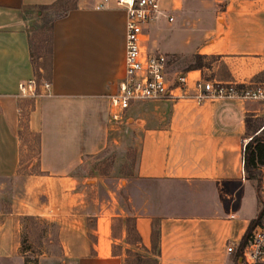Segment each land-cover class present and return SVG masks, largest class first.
<instances>
[{"label": "crops", "instance_id": "0c3cea01", "mask_svg": "<svg viewBox=\"0 0 264 264\" xmlns=\"http://www.w3.org/2000/svg\"><path fill=\"white\" fill-rule=\"evenodd\" d=\"M58 1L0 0V179L15 177L23 166L25 132L37 136L40 173H28L24 186L60 187L48 204L19 197L0 223V252L18 250L21 219L32 216L57 224L64 264H125L129 250L155 257L149 252L155 220L158 264H233L257 213V190L242 168V144L251 135L245 121L264 122L263 103L148 101L131 104L121 123L111 121L107 96L124 73L126 13L96 11L99 0H75L54 20L49 94L20 98L18 85L35 79L31 26L40 8ZM161 8L174 22L160 17L148 24L143 48L168 57L170 77L264 83V0H161ZM195 56L200 68L188 70ZM137 107L142 116L127 120ZM125 120L140 131L133 175L116 178L114 162L104 158L95 164L96 176L78 179L74 173L92 158L100 160L115 140V125ZM106 161L107 173L100 175ZM85 181L92 182L91 195L81 187ZM126 218L140 243L127 242ZM8 257L9 264H23L10 253L0 255V264Z\"/></svg>", "mask_w": 264, "mask_h": 264}, {"label": "built area", "instance_id": "2783aa9c", "mask_svg": "<svg viewBox=\"0 0 264 264\" xmlns=\"http://www.w3.org/2000/svg\"><path fill=\"white\" fill-rule=\"evenodd\" d=\"M118 8L126 13L124 73L116 92L108 95L110 119L121 123L124 113L133 103L177 102L189 100L196 105L206 100L259 101L264 105V83L238 85L212 82L189 77L187 73L170 77L168 57L162 53H148L143 48V35L148 24L164 17L169 23L174 17L161 8V0H99L94 10ZM50 84L35 79L18 85L20 98L48 96ZM40 90V93L38 92ZM242 144L241 151H243ZM243 175V171H241ZM255 221L240 249L244 264H264V179L258 190V209ZM232 246L226 247L230 253Z\"/></svg>", "mask_w": 264, "mask_h": 264}, {"label": "rangeland", "instance_id": "374dc122", "mask_svg": "<svg viewBox=\"0 0 264 264\" xmlns=\"http://www.w3.org/2000/svg\"><path fill=\"white\" fill-rule=\"evenodd\" d=\"M73 2H67L58 11L62 12L73 6ZM49 18H39L33 22L31 26V36L33 41L38 44L41 50L42 58L47 57V40H48V29L50 26ZM143 112L140 107H137L134 112L127 115V120L139 119ZM125 120L122 124L115 125L116 130L114 131V139L110 140L106 149L102 154L97 156L100 158L98 161L95 158L91 159V162L83 165L79 170H77L74 175L78 179H83L87 177L90 180L91 175L97 174V169H95V164L104 160V158H109L114 162L116 171L114 175L116 178H125L126 172L133 171L136 166L137 153L140 141V131L139 128L134 124L127 123ZM23 166L19 169L18 174L13 178H3L0 179V223L3 221L5 214L16 210L18 206L19 197H28L29 200L37 203L48 204L54 202L57 198V193L60 187L56 185L48 186L46 184L25 187L24 182L26 175L28 173L38 174L39 169L37 166V150H38V140L37 136L34 134H23ZM33 164L32 167H28ZM102 166V165H101ZM260 175V181L258 176ZM248 179L252 181L257 188V209H258V190L264 179L263 172L259 171L253 172L252 175H247ZM91 181H85L81 187H85L86 193L91 195L92 189H90L89 184ZM32 184V183H31ZM70 191V187H69ZM91 211V208H90ZM22 226L20 228V235L18 236V241L20 242L17 251H1V254H11V256H21L23 264H64L65 255L60 243L59 229L57 224L49 220H44L42 218L23 216L21 219ZM94 226L93 219L89 217L86 221V227L90 231ZM14 238V237H12ZM89 239L92 240L93 236L89 233ZM5 258V257H4ZM11 258L5 261L6 264L11 263ZM135 260H131L128 264H136ZM148 264V263H144ZM239 264H244L239 260Z\"/></svg>", "mask_w": 264, "mask_h": 264}, {"label": "trees", "instance_id": "16d2710c", "mask_svg": "<svg viewBox=\"0 0 264 264\" xmlns=\"http://www.w3.org/2000/svg\"><path fill=\"white\" fill-rule=\"evenodd\" d=\"M73 2V6L70 8L63 10L62 12L58 11L64 4L67 2ZM75 6V0H61L52 5L51 7H42L41 10V17L40 18H49L52 17L50 20V26L48 29V40H47V57L42 58V53L38 44L33 41V38L30 40V55H31V63L35 70V80L39 84L40 82H49V75H50V55H51V43H52V24L54 20L60 19L64 17L69 10L73 9ZM194 63L188 67V70H196L200 68V60L198 56H195ZM246 126L248 130L251 132L249 140L244 144L243 151H242V168L244 174L252 175L253 172L259 173L260 168H264V128L260 130V128L264 125V122H259V124L251 125V120L246 119ZM251 129V130H250ZM260 131V132H258ZM109 166V162L106 161L105 167L99 168V174L104 175L107 173V167ZM258 180L260 181V175L258 176ZM256 190L258 186H255ZM126 226H127V242L131 244L140 243V239L137 236L134 228V223L131 218H126ZM255 219L250 220L248 226L242 235L240 241L237 244L236 251L234 257L232 259L233 264H239V256H240V249L245 242L246 236L254 224ZM155 257H146L137 252L127 251L129 257L125 264H128L132 259L135 260L136 264H158L156 256L159 254V230L155 224V220H153L152 231H151V249L149 251Z\"/></svg>", "mask_w": 264, "mask_h": 264}]
</instances>
